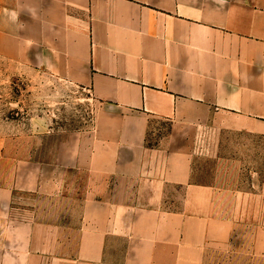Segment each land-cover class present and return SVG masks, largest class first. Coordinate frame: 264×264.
Listing matches in <instances>:
<instances>
[{"label": "crops", "instance_id": "1", "mask_svg": "<svg viewBox=\"0 0 264 264\" xmlns=\"http://www.w3.org/2000/svg\"><path fill=\"white\" fill-rule=\"evenodd\" d=\"M0 57L102 102L95 130L64 139L63 152L0 137L1 239L26 243L16 255L2 247L1 264H40L73 239V219L49 215L51 202L20 216L15 199L70 200L74 170L87 187L64 264H206L208 249L241 236L264 254V216L243 215L264 207V172L257 191L197 183L191 149L203 128L264 137V0H0ZM155 118L172 129L151 145Z\"/></svg>", "mask_w": 264, "mask_h": 264}, {"label": "rangeland", "instance_id": "2", "mask_svg": "<svg viewBox=\"0 0 264 264\" xmlns=\"http://www.w3.org/2000/svg\"><path fill=\"white\" fill-rule=\"evenodd\" d=\"M101 108L102 102L89 90L60 79L48 70L18 64L0 57V137H12L14 149L29 151L32 150L33 144L37 145L39 142L42 155L63 152L60 142L64 139L71 136L75 139L81 133L95 130ZM34 120L39 121V124L33 126ZM171 129L170 120L153 119L148 133V144H157L170 133ZM33 133L40 139L33 138ZM191 147L192 181L217 185L223 189L256 191L260 189L264 172L263 136L203 128L194 138ZM64 179L67 180L68 197L72 200L58 197L53 201H47L31 192L16 195V204L24 207L19 210L20 216L27 214L25 207L31 208L33 204L43 207L51 202L50 209H47L49 215L57 219L67 216L74 221L73 239L66 242L58 241L57 255L42 260L40 264H64V261H59L60 254L70 251L75 254L79 243V224L76 221L80 218L81 212L78 202L82 192L86 190L87 178L74 170L67 172ZM221 212L223 215H229L232 210L222 208ZM44 215L42 212V216ZM243 215L264 216V207H259L255 211L247 210ZM4 228L5 226L2 227L0 224V254L4 246L5 250L8 246L10 253L14 251L15 255L16 252L22 253L26 243L2 240ZM66 235L68 236V230ZM250 243L248 236H241L232 242L230 250H225L223 246L210 248L206 254V264H264V254H253L256 250L248 247ZM27 256L15 259L9 256V263L17 264L20 259L24 261L23 264H33L30 255ZM8 258L5 256L3 260L8 261ZM1 261L0 256V264Z\"/></svg>", "mask_w": 264, "mask_h": 264}]
</instances>
